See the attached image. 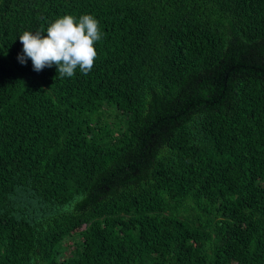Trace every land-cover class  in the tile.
I'll return each mask as SVG.
<instances>
[{
  "label": "trees",
  "instance_id": "obj_1",
  "mask_svg": "<svg viewBox=\"0 0 264 264\" xmlns=\"http://www.w3.org/2000/svg\"><path fill=\"white\" fill-rule=\"evenodd\" d=\"M85 14L87 75L18 61ZM0 264H264V0H0Z\"/></svg>",
  "mask_w": 264,
  "mask_h": 264
},
{
  "label": "clouds",
  "instance_id": "obj_2",
  "mask_svg": "<svg viewBox=\"0 0 264 264\" xmlns=\"http://www.w3.org/2000/svg\"><path fill=\"white\" fill-rule=\"evenodd\" d=\"M102 38L100 22L93 15H64L52 22L46 32L24 31L19 37L23 49L17 59L21 64L30 59L36 72L55 65L61 78L73 77L77 69L87 75L99 58L95 44Z\"/></svg>",
  "mask_w": 264,
  "mask_h": 264
}]
</instances>
